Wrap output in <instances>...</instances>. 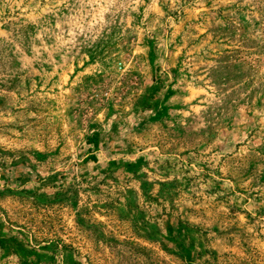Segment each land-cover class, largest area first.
Listing matches in <instances>:
<instances>
[{
	"label": "rangeland",
	"instance_id": "374dc122",
	"mask_svg": "<svg viewBox=\"0 0 264 264\" xmlns=\"http://www.w3.org/2000/svg\"><path fill=\"white\" fill-rule=\"evenodd\" d=\"M0 264H264V0H0Z\"/></svg>",
	"mask_w": 264,
	"mask_h": 264
}]
</instances>
